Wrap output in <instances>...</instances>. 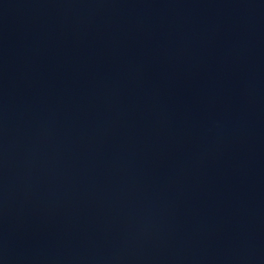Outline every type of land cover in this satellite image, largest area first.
<instances>
[{
	"label": "water",
	"instance_id": "water-1",
	"mask_svg": "<svg viewBox=\"0 0 264 264\" xmlns=\"http://www.w3.org/2000/svg\"><path fill=\"white\" fill-rule=\"evenodd\" d=\"M0 264H264V0H0Z\"/></svg>",
	"mask_w": 264,
	"mask_h": 264
}]
</instances>
